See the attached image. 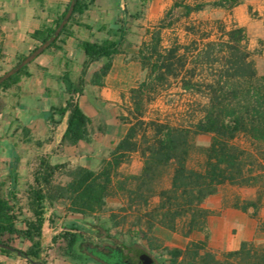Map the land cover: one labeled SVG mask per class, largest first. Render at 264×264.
Wrapping results in <instances>:
<instances>
[{
  "label": "trees",
  "instance_id": "obj_1",
  "mask_svg": "<svg viewBox=\"0 0 264 264\" xmlns=\"http://www.w3.org/2000/svg\"><path fill=\"white\" fill-rule=\"evenodd\" d=\"M71 2L53 27L31 34V38L39 43L33 51L55 34ZM93 3L94 0H77L69 23L46 51L60 49L58 43L69 35V25L76 16L88 11ZM143 3L146 5L147 0ZM239 4L241 0L212 3L207 0H174L172 10L139 51L138 59L143 69L148 71V76L132 90V109L128 116L120 117L121 121L132 123V127L100 171L42 160L34 174L33 184L27 189V209L32 214L27 219H21L23 207L19 205L15 189L8 196L3 195L4 183L0 182V244L15 248V238L30 243L26 249L15 248L14 252L0 248L1 254L10 256L17 253L30 264H48L43 258L44 228L47 223L55 224V212L63 209L67 214L81 216L85 222L89 219L99 221L106 233L105 239H95L85 236L84 227L75 225L54 236L53 242L63 241L62 254L74 261L124 264L125 257L120 249L126 252L123 247H127L140 252L144 247L136 239L141 235L147 248L158 253L157 264H264V247L253 251L248 242L219 260L206 250L205 242H191L185 249L161 250L162 247L151 236L157 227L173 233L181 231L185 238L204 230L209 216L204 204L224 186L259 187L261 196H264V75L258 72L253 54L248 49L246 31L243 28L227 30L219 24L218 39L210 41L211 35H198L197 27L192 26L187 28L194 36L190 43L182 44L176 39L169 48L163 46L162 32L176 20L175 9H183L184 15L189 16L209 6L232 9ZM127 36L128 32L121 27L115 34V40L81 44L87 60L79 84L70 89L69 98L63 105L51 109L48 119L51 126L57 127L59 120L67 117V130L61 147H77L83 142H92L94 123L76 96L83 94L84 77L92 64L105 60V73L111 69L114 57L122 54ZM28 56L20 55L16 67ZM27 69L28 65L0 85V89L11 88L23 75L30 76ZM205 72L209 75H204ZM65 80L71 85L68 76ZM173 84L180 85L184 94L200 97L204 102L197 101L198 109L190 108L186 121L178 125L160 120L146 121V103ZM98 131L104 134L105 128L99 126ZM23 132L26 143H34L38 147L43 145V142L30 137V129L24 128ZM200 136H210V144L198 145L196 138ZM134 152H139L143 159L141 174L128 176L115 185L114 172ZM167 176L169 185L159 188L158 184ZM115 188L125 193L128 199V208L123 209L124 212L136 209L141 213L149 207L151 199L158 198L159 201L153 209L146 211L144 217H138L140 228L136 233L129 230L124 246H115L113 240L117 238L112 235L111 226L106 228L111 222L114 227L119 225L116 215H110L108 221L100 216L106 211L108 198ZM250 206L256 207L250 203L241 209L248 212ZM144 218L147 231L141 229ZM105 248L111 251L110 254L103 251Z\"/></svg>",
  "mask_w": 264,
  "mask_h": 264
},
{
  "label": "crops",
  "instance_id": "obj_2",
  "mask_svg": "<svg viewBox=\"0 0 264 264\" xmlns=\"http://www.w3.org/2000/svg\"><path fill=\"white\" fill-rule=\"evenodd\" d=\"M144 1L94 0L88 11L76 16L69 25V35L58 43L60 49L52 48L42 54L36 61L35 70L28 71L30 76L22 80V83L36 89L33 101L43 108H39L37 114L31 113L27 122L32 124H28V128L37 140L50 139V147H60L62 152L50 157L54 164L69 163L100 171L104 162L110 160L111 152L126 138L132 123L121 121L120 117L128 116L132 109L131 92L148 76V71L143 69L138 59L139 51L144 43L151 40L153 31L158 29L174 5V0H147V9H142ZM215 1L220 0H207L209 3ZM70 2L71 0H0V64L9 62L14 55H18L22 47L30 43L33 32L53 27ZM174 15L176 20L172 26L162 32L164 48H169L174 41L165 34H171L179 28L189 40L194 39L187 31L192 26L204 28L220 24L227 30L243 28L258 72L264 75V0H241V4L232 9L209 6L202 11H194L189 16L184 15L183 9H175ZM121 27L128 32L122 54L114 57L111 69L106 73L107 61L92 64L84 77L83 94H78L77 101L94 123L92 142H83L77 147H61L67 130V117L59 120L57 127L51 126L48 119L51 109L63 105L69 98L70 89L73 90L79 84L83 65L87 60L81 44L115 40V34ZM140 28L145 31L146 37L143 42L135 45L130 38ZM67 76L71 85L65 80ZM174 85L183 92L180 85ZM122 105L126 106L127 112H124V108L120 109ZM21 107L26 111L29 108ZM41 111L45 112L43 121H40ZM99 126L105 128L104 134L98 131ZM38 134H42L41 137ZM6 152L4 159L0 158V182L4 183L6 190L11 191L18 186L16 166L19 155L17 151L12 158ZM136 162L139 175L143 169V159L139 152L129 154L128 160L119 168L129 167L130 164L135 166ZM217 195L210 197L204 206ZM210 204L219 212L210 221L212 243L214 242L216 249L222 252L237 251L242 243L258 238V223L251 217L250 211L230 208L219 200ZM234 231H237L236 235L233 234ZM21 259L19 254L0 256L2 264H18L16 261ZM25 262L28 264L26 259Z\"/></svg>",
  "mask_w": 264,
  "mask_h": 264
},
{
  "label": "rangeland",
  "instance_id": "obj_3",
  "mask_svg": "<svg viewBox=\"0 0 264 264\" xmlns=\"http://www.w3.org/2000/svg\"><path fill=\"white\" fill-rule=\"evenodd\" d=\"M142 9H147V6L144 5ZM217 27H219V25L214 24L204 28L199 27L196 29V31L198 35H211L210 41H216L218 39ZM142 29L143 28L137 29L136 34L131 36L130 39L133 41V44L138 45L144 41L146 34ZM165 35L169 39L171 38L172 40H180V43L182 44H187L191 41L184 36L181 28L172 32L171 34L166 33ZM32 40L33 39L30 35V43L27 46H23L18 55L13 54L14 56L11 61L0 64V77H2L7 71L17 66L18 57L20 55H30L36 46L39 45V43ZM41 56L42 55H40L35 61L28 65L27 72L35 70L36 61H38ZM204 75L209 74L205 72ZM26 77V75H23L20 80L21 82L19 81L9 89H0V158L4 159V153L6 150V154L10 155L12 158L15 157V153L18 151L19 163L16 166L18 171H16L18 186L15 188V191L13 189L11 191L16 193L19 205L23 207V215L21 219L32 217L31 212H29L27 209V189L29 185L33 184L34 174L39 168L42 160H50V157L53 154L62 153L60 147H50V139L41 141L43 142L41 147L36 146L34 143L28 144L25 142L26 138L23 129L28 128V124H32L30 121L27 122L29 116L31 113H39V108L43 109L40 106L38 107L36 105L37 103L33 101V97H36V89L22 83V80H26ZM76 99H78V95L76 96ZM197 101L204 102V100L200 97H194L190 94H184L183 92H180L173 84L172 87L162 90L153 101L146 103L144 108L146 121L160 120L171 122L175 125L181 124L182 122L186 121V114L190 108H193L194 110L198 109V107H196ZM21 106H29V108L26 111L23 110ZM121 108H124V112H127L125 105H122L120 109ZM44 117L45 112L41 111L40 121H43ZM41 135L42 134H38V137H41ZM30 137L36 141H39L36 139V136L32 134V132ZM210 142V136H200L196 138V143L200 146H208ZM10 144L15 145L16 147L11 146ZM136 164L137 162L135 163V166L130 164L129 167H123L121 169L118 168L113 174L114 184L117 185L120 181H123L128 176L138 175V166H136ZM158 185L159 188L167 187L169 185V177H165V179ZM2 191L3 195L6 196H8L11 192L5 188H3ZM113 191L114 193L112 192L113 194L108 198V206L106 211L100 214V216L104 221H108L110 215H116V220L119 222V225L114 227V223L111 222L109 226H106V228H110L111 226V233L117 238L116 241L113 240L115 242V246H124L123 241H127L129 230H132L134 233H136L140 228L138 217H144L146 211L153 209L159 201L158 198L151 199L149 207H145L141 213H139L136 209L133 211L124 212L122 210L128 208V199L126 194L117 188H115ZM261 194L262 190L259 189V187L240 188L230 185L224 186L220 189L217 197H213V199L210 200L211 202L209 201L207 205L204 206L205 209H207L206 207H209L207 209L209 211V216L204 230L196 231L190 237L185 238L181 231L178 233H173L164 228L157 227L151 236L154 237L162 247L161 250L164 248L185 249L191 242H205L206 250L216 255L219 260H222L223 256L228 252L219 251L216 249V247H214V242L212 243L213 238L210 231V221H212L214 217L218 216L219 212L214 210V207L210 203H212V201L219 200L228 207L234 209L242 208L250 203H254L256 207L250 206L248 207V211H250L251 217L254 218L258 223V229H256V235H258V238L248 243L252 245L254 249L253 251L260 250V248L264 247V196L262 197ZM260 196L262 197L261 200ZM55 213V224L47 223L46 227L44 228L46 234H44L43 241V247L45 250L43 258L48 264H87L84 261L75 262L74 260L65 257L61 251V248L64 247L63 241L59 240L55 243L53 242V238L54 236L61 233L63 229L79 225L85 228V236L94 237L95 239H105L106 233L102 228L103 226L99 221L96 222L92 219H89L88 222H85L81 216L67 214L63 209H58ZM50 214L51 212L49 215ZM91 222L94 223V225H92ZM141 229L143 231H147V223L145 218L142 220ZM92 232L95 234L92 235ZM236 233L237 231H234L233 234L236 235ZM136 240L138 243L143 245L144 248H141L140 252H135L134 250H130L127 247H123L126 250V253L132 256L135 254L138 255L140 253H150L155 259L156 263H158V253L152 252L147 248L146 242L142 239V236H138ZM13 246L17 249L24 250L26 247L30 246V243L27 241L22 242L21 240L15 238ZM13 254L17 255V253ZM2 255L3 254L0 253V256ZM16 262H18V264L26 263L25 259L23 258L21 260H17ZM28 264L30 263L28 262Z\"/></svg>",
  "mask_w": 264,
  "mask_h": 264
},
{
  "label": "water",
  "instance_id": "obj_4",
  "mask_svg": "<svg viewBox=\"0 0 264 264\" xmlns=\"http://www.w3.org/2000/svg\"><path fill=\"white\" fill-rule=\"evenodd\" d=\"M77 0H72L71 5L62 20L59 27L56 29L55 34L47 40L45 43H43L39 48H37L35 51H33L26 59H24L18 67L12 68L11 70L7 71L2 77H0V85H2L5 81H7L9 78L17 74L20 70H22L25 66L31 64L33 61H35L40 55H42L51 45L56 41V39L59 37L61 32L64 30L66 25L69 23L75 9ZM65 230V229H63ZM46 234V232H44ZM0 248H6L11 251H15V248L5 246L3 244H0ZM152 263V259L149 262H144V264H150ZM129 264H132L129 262Z\"/></svg>",
  "mask_w": 264,
  "mask_h": 264
},
{
  "label": "flooded vegetation",
  "instance_id": "obj_5",
  "mask_svg": "<svg viewBox=\"0 0 264 264\" xmlns=\"http://www.w3.org/2000/svg\"><path fill=\"white\" fill-rule=\"evenodd\" d=\"M103 251L108 253V254H110V252H111L107 248H105ZM120 252L125 257V263L124 264H129V262H131L132 264H144L145 261L149 262L151 259H152V263H150V264H157L155 259L152 257V255L150 253H147V254L146 253L145 254L144 253H142V254L140 253L138 255L132 256V255L126 254V252L122 251L121 249H120Z\"/></svg>",
  "mask_w": 264,
  "mask_h": 264
}]
</instances>
